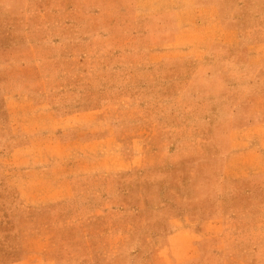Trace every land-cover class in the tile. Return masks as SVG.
<instances>
[{"label":"rangeland","instance_id":"obj_1","mask_svg":"<svg viewBox=\"0 0 264 264\" xmlns=\"http://www.w3.org/2000/svg\"><path fill=\"white\" fill-rule=\"evenodd\" d=\"M129 6L0 0V264H200L185 258L191 239L201 241V211L220 208L227 228L264 215L256 206L247 218L249 207L237 203L263 195V181L225 176L217 188L213 156L225 136L215 132L214 102L185 98L187 86L170 87L167 72L143 68ZM245 58L230 56L229 80L263 78V62ZM87 110L99 124L84 118L67 132L60 116ZM103 130L111 139L81 145ZM52 136L64 146L51 150ZM60 164L77 196L59 204L19 197L17 190L49 189ZM254 227L213 233L208 248L223 259L205 264H264L263 226Z\"/></svg>","mask_w":264,"mask_h":264},{"label":"crops","instance_id":"obj_2","mask_svg":"<svg viewBox=\"0 0 264 264\" xmlns=\"http://www.w3.org/2000/svg\"><path fill=\"white\" fill-rule=\"evenodd\" d=\"M129 7L134 23L135 54L143 68H155L163 76V72H167L170 87L176 83L187 86L183 92L185 98L214 102L210 109L215 119V132L225 136L219 141L213 156L219 173L215 181L217 188L225 176L264 183V74L263 78L257 76L240 83L229 80L227 70L231 55L245 54L249 66L264 64V0H130ZM177 70L189 73L192 78L177 80L174 76ZM202 75L206 77L200 78ZM257 87H262L263 91L254 90ZM84 118L91 119L92 124L99 122L91 110L60 116L67 122V132L75 129L74 125L84 126V122H79ZM55 129L53 126V133ZM104 134L105 130L97 135L102 137L87 138L81 141V145L111 139L110 135ZM52 138L54 140H48L51 150L64 146V142L57 141L54 136ZM30 146L27 143L23 148ZM47 171L50 173L52 170ZM56 173H60L57 178L45 182L49 189L35 186L29 191L17 190V194L26 200L53 198L58 204L75 197L74 180L64 175L61 164ZM237 203L249 207L246 213L247 218H251L256 215L251 207L264 208V194L244 198ZM38 205H48V202ZM201 212L199 217H194L199 225L195 232L201 234V241L196 245L191 239L185 258L200 264H205L212 256L219 257L215 258L216 261L223 259L220 258L223 254L208 248L213 233L225 229H254L256 224H261L264 230V215L254 216L260 220L255 224L248 225L246 219L230 223L227 228L226 223H220V208L215 214ZM245 245L253 246L250 240ZM5 264L55 262L48 258H21Z\"/></svg>","mask_w":264,"mask_h":264}]
</instances>
